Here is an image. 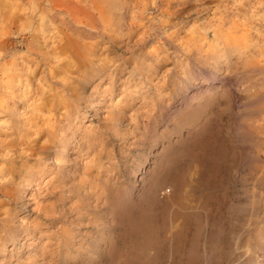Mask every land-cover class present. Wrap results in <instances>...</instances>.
<instances>
[{
	"label": "rangeland",
	"instance_id": "obj_1",
	"mask_svg": "<svg viewBox=\"0 0 264 264\" xmlns=\"http://www.w3.org/2000/svg\"><path fill=\"white\" fill-rule=\"evenodd\" d=\"M109 1L0 11V264H264V8Z\"/></svg>",
	"mask_w": 264,
	"mask_h": 264
},
{
	"label": "bare ground",
	"instance_id": "obj_2",
	"mask_svg": "<svg viewBox=\"0 0 264 264\" xmlns=\"http://www.w3.org/2000/svg\"><path fill=\"white\" fill-rule=\"evenodd\" d=\"M261 10L264 8V0H253ZM0 0V11L4 18L16 23L22 17H27L29 14L39 16L40 18L49 16L54 24L60 27H65L71 33H61L60 48L63 53L72 54L75 50L81 52L90 49V46L74 39L80 37L90 30L104 28L112 13V1L106 0H35L34 8L30 13H27V8L19 9L12 7L11 10ZM110 24V23H109ZM89 30V31H87ZM92 33V32H91ZM84 54V53H83ZM79 56V52L77 53ZM28 188L30 185L28 184Z\"/></svg>",
	"mask_w": 264,
	"mask_h": 264
}]
</instances>
